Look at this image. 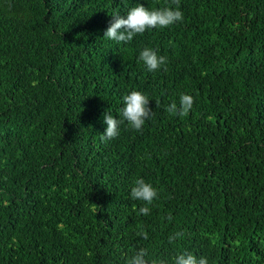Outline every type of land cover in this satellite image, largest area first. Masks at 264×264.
Masks as SVG:
<instances>
[{"label":"trees","instance_id":"1","mask_svg":"<svg viewBox=\"0 0 264 264\" xmlns=\"http://www.w3.org/2000/svg\"><path fill=\"white\" fill-rule=\"evenodd\" d=\"M137 3L176 7L0 0V264H126L140 248L264 264V0H180L181 22L104 38ZM145 47L166 65L149 72ZM133 90L150 118L101 143ZM182 93L190 112L166 111ZM138 178L158 193L148 215Z\"/></svg>","mask_w":264,"mask_h":264},{"label":"clouds","instance_id":"2","mask_svg":"<svg viewBox=\"0 0 264 264\" xmlns=\"http://www.w3.org/2000/svg\"><path fill=\"white\" fill-rule=\"evenodd\" d=\"M180 0H172L171 5L163 8L149 10L142 4L137 3L131 7L125 16L114 14L111 17L109 26L104 31V38L115 41L117 44L129 43L137 34H143L146 30L156 28H168L177 22L183 20V13L179 10ZM138 60L143 62L149 72L159 70L166 65L167 58L158 56L157 52L145 47L140 51ZM123 107L120 108V116L122 119H115L110 112L104 114L103 123L106 128L103 134H99V140L104 143L108 140L115 139L119 135V125L126 121L131 129L141 131L145 121L150 118L152 110L148 107L149 99L140 91H131L122 97ZM194 98L187 94H181L179 101L171 103L166 111L171 114L180 116L187 115L193 107ZM134 186L131 188L130 197L132 200L143 201L145 206L139 208V214L148 215L150 209L147 205H151L153 200L157 198V190L150 184L146 183L142 178L136 179ZM168 219H171L169 216ZM138 235L145 240L148 239L146 232H140ZM182 231L174 232L168 237L169 243H173L177 239H183ZM148 250L140 248L134 254L129 256L126 264H166L164 260L146 259ZM171 264H209L206 257H197L192 252L182 251L172 257Z\"/></svg>","mask_w":264,"mask_h":264}]
</instances>
